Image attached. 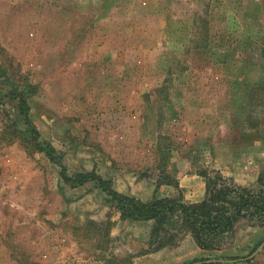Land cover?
<instances>
[{"label": "rangeland", "instance_id": "374dc122", "mask_svg": "<svg viewBox=\"0 0 264 264\" xmlns=\"http://www.w3.org/2000/svg\"><path fill=\"white\" fill-rule=\"evenodd\" d=\"M13 89L71 175L94 169L143 201L198 202L202 172L258 192L264 0H0V264L224 261L264 240V218L248 213L212 249L181 227L147 252L152 224L28 153ZM249 257L238 264H264V246Z\"/></svg>", "mask_w": 264, "mask_h": 264}, {"label": "trees", "instance_id": "16d2710c", "mask_svg": "<svg viewBox=\"0 0 264 264\" xmlns=\"http://www.w3.org/2000/svg\"><path fill=\"white\" fill-rule=\"evenodd\" d=\"M17 90H11L8 95L17 101L18 114L25 126V133H28L27 137H23L28 153L33 152L30 146L35 151L44 152L52 162L58 164L60 177L66 184L76 186L93 181L116 205L121 218L151 221L147 252L173 243V230L181 227H185L192 234L199 247L212 249L218 244L219 237L232 230L241 217L251 213L260 219L264 218V188L256 192L249 187L225 182L218 173H200L206 178V187L204 198L198 202H185L180 195L154 196L149 201H143L118 192L111 186L109 179L103 178L94 169L69 174L62 159L58 160L55 156V149L40 140V133L29 117L30 105L23 96V91ZM175 185L177 186V182ZM257 246L245 255L220 256L225 258L224 261H212L213 257H200L190 263L198 261L199 264H238L248 261ZM18 262L22 263L19 260Z\"/></svg>", "mask_w": 264, "mask_h": 264}, {"label": "crops", "instance_id": "0c3cea01", "mask_svg": "<svg viewBox=\"0 0 264 264\" xmlns=\"http://www.w3.org/2000/svg\"><path fill=\"white\" fill-rule=\"evenodd\" d=\"M262 154L264 155V148H263ZM240 183H241V184H240ZM240 183H239L240 185H243V184L245 185L246 182H240ZM244 185H243V186H244ZM136 192H138V189H137V191H136V190H131V193H136ZM140 198H142V197H140ZM145 222H148V223L151 224V221H145ZM133 235H134V233H130V236H133ZM143 235H144V236L142 237V239H141V241H140L141 243H145V241H146V239H147V238H146V236H147V232L144 231ZM143 245H145V244H143Z\"/></svg>", "mask_w": 264, "mask_h": 264}, {"label": "water", "instance_id": "95a60500", "mask_svg": "<svg viewBox=\"0 0 264 264\" xmlns=\"http://www.w3.org/2000/svg\"><path fill=\"white\" fill-rule=\"evenodd\" d=\"M264 246V240L261 242V244L257 247V249L261 248ZM189 264H199V262H192V263H189Z\"/></svg>", "mask_w": 264, "mask_h": 264}]
</instances>
